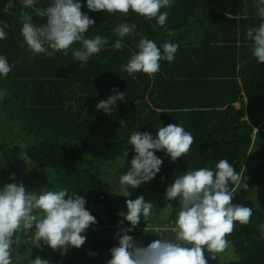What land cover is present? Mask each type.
<instances>
[{
    "label": "trees",
    "instance_id": "16d2710c",
    "mask_svg": "<svg viewBox=\"0 0 264 264\" xmlns=\"http://www.w3.org/2000/svg\"><path fill=\"white\" fill-rule=\"evenodd\" d=\"M80 2L81 10L95 20L85 37L108 38L102 51L83 67L72 60L71 50L68 55L47 56L33 54L26 44L21 47L20 13H32L38 24L46 23V18L23 9L19 0H0V26H10L5 29L7 39L0 40V55L12 66L6 77L0 76V90L7 89V95L0 96V187L13 182L9 176L15 173V182L29 190L42 182L44 190L76 191L97 220L82 233L87 237L84 245L69 247L64 255L47 245L32 246L34 229L21 231L12 248L21 262L14 264H31L37 256L50 264H106L109 249L118 245L116 232L130 226L127 221L118 224L123 219L118 211L127 212L120 199H135L148 189L166 200V188L177 176L195 168H214L220 159L233 164L248 184L233 202L253 212L249 224L237 222L227 237L237 254L231 264H264V63L257 62L246 39L247 28L262 22L258 0H173L169 9H161L169 12L171 34L153 27L155 20L132 12L127 16L91 12L86 0ZM51 3L36 0V7ZM120 22L136 24L138 34L125 37L124 47L116 49L120 38L113 29ZM141 36L158 47L165 40L179 45L174 60L161 61L154 77L138 72L133 78L122 70L138 51ZM113 88L124 92L125 100L117 101L116 111L108 115L95 105L114 95ZM167 124L192 133L190 152L172 162L157 151L163 160L160 172L136 189L129 187L130 196H125L127 189L119 177L134 155L130 135L135 131L155 135L157 126ZM126 150L129 155L122 166ZM25 157L29 171L17 169ZM169 203L168 219L150 217L129 235L144 246L172 239L169 230L161 234L156 229L174 226L179 203ZM218 256L209 264H228Z\"/></svg>",
    "mask_w": 264,
    "mask_h": 264
},
{
    "label": "clouds",
    "instance_id": "9594fccd",
    "mask_svg": "<svg viewBox=\"0 0 264 264\" xmlns=\"http://www.w3.org/2000/svg\"><path fill=\"white\" fill-rule=\"evenodd\" d=\"M23 9L31 8L36 17L46 18V23L34 22L32 13L22 11L19 19L22 24L20 35L33 54L52 56L56 52L68 55L79 61L83 67L89 59L98 55L105 45L107 37L95 35L86 38L85 33L95 24L94 18L83 12L80 0H52V3L36 7V0H19ZM173 0H86L91 12H107L127 16L130 12L146 20H155L153 27L161 26L171 34L167 20ZM258 15L261 23L258 27L249 26L246 39L251 42V51L258 63H264V0H258ZM247 13L245 12V17ZM5 23L0 26V40L7 39ZM120 38L115 42L116 49H122L125 37L137 35L134 23L120 22L113 29ZM79 42L81 47H73ZM179 45L165 40L159 47L157 43L141 36L137 44L138 51L131 54L122 70L135 77L143 72L150 77L160 71V62L171 63ZM12 66L4 55H0V76L6 77ZM115 94L100 100L95 107L108 115L117 109V101H124V92L113 88ZM7 89L0 90V96H6ZM194 143L191 132L178 124L157 126L155 135L148 131H135L129 139L132 155L130 167L119 177V183L127 189H136L150 182L160 172L163 160L155 153L163 151L176 162L188 154ZM129 151L124 153L122 166L127 162ZM13 182L0 187V264H12V248L19 242L21 231L34 229L32 246L42 248L47 245L61 255L69 247L80 248L86 242L87 229L97 223L96 217L85 207L87 201L76 191L67 188L60 190L31 191L20 182H15V173L10 174ZM238 173L227 159H220L214 168L200 167L177 176L166 188L165 198L178 201L174 226L169 231L174 239H158L144 246L129 235L139 226L141 218L147 222L153 211V203L146 201L143 195L135 199H126L127 212L118 211L123 225L116 232L118 245L109 249L111 258L106 264H209L229 247L227 237L231 235L238 222L247 225L251 222L252 208L234 203V197L241 188L247 189ZM264 227V226H262ZM205 252L208 253L206 258ZM95 255V253H91ZM31 264H50L40 256L32 259Z\"/></svg>",
    "mask_w": 264,
    "mask_h": 264
},
{
    "label": "rangeland",
    "instance_id": "374dc122",
    "mask_svg": "<svg viewBox=\"0 0 264 264\" xmlns=\"http://www.w3.org/2000/svg\"><path fill=\"white\" fill-rule=\"evenodd\" d=\"M1 160H2V156L0 155V161ZM3 161H2V163H4ZM12 161H13V164L17 163V160L15 158ZM28 163H29L28 159L25 157L23 159V161L21 162V164H19L17 169H19L21 171H24V170H26V171L28 170L29 171ZM124 192H125V189H124ZM141 195L144 196L146 201H151L153 203V205H154L153 211H152V214H151L150 217L159 218L161 220H166V219L169 218V215H170V212H171V205H170L169 201L163 199L157 193L152 192V191H150L148 189H146V191L142 192ZM120 200H121L120 205L122 204L123 201H124L123 204L126 201V200H123V199H120ZM150 217H149V219H151ZM141 221H143V218H141ZM137 241H139V240H137ZM220 255H221V257L218 256V258L221 261V263H222V261L224 259L228 261V264H231L233 261L237 260V254L235 252V249L232 246H230V245ZM18 262H21L20 257L18 255L13 254L12 255V264L18 263Z\"/></svg>",
    "mask_w": 264,
    "mask_h": 264
},
{
    "label": "water",
    "instance_id": "95a60500",
    "mask_svg": "<svg viewBox=\"0 0 264 264\" xmlns=\"http://www.w3.org/2000/svg\"><path fill=\"white\" fill-rule=\"evenodd\" d=\"M43 190H44V185H43L42 182H39L38 184H36L35 186H33V188L31 189V191H35L37 193H40Z\"/></svg>",
    "mask_w": 264,
    "mask_h": 264
},
{
    "label": "built area",
    "instance_id": "2783aa9c",
    "mask_svg": "<svg viewBox=\"0 0 264 264\" xmlns=\"http://www.w3.org/2000/svg\"><path fill=\"white\" fill-rule=\"evenodd\" d=\"M173 223H171V225H172ZM149 227V226H148ZM171 227L170 226H168V227H164V228H162V227H157L156 229H157V231H159L160 230V232H161V234L162 233H164V232H166L168 229H170ZM169 235H170V237L172 238V239H174V233H172L171 231L169 232Z\"/></svg>",
    "mask_w": 264,
    "mask_h": 264
},
{
    "label": "crops",
    "instance_id": "0c3cea01",
    "mask_svg": "<svg viewBox=\"0 0 264 264\" xmlns=\"http://www.w3.org/2000/svg\"><path fill=\"white\" fill-rule=\"evenodd\" d=\"M15 254V252L12 251V255Z\"/></svg>",
    "mask_w": 264,
    "mask_h": 264
},
{
    "label": "bare ground",
    "instance_id": "6f19581e",
    "mask_svg": "<svg viewBox=\"0 0 264 264\" xmlns=\"http://www.w3.org/2000/svg\"><path fill=\"white\" fill-rule=\"evenodd\" d=\"M157 226V225H156ZM169 226V225H168ZM154 227V226H153ZM160 227V226H159ZM163 227H164V225H163ZM155 230V229H154Z\"/></svg>",
    "mask_w": 264,
    "mask_h": 264
}]
</instances>
